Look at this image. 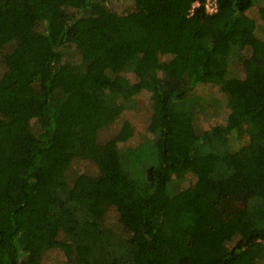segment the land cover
I'll return each mask as SVG.
<instances>
[{
	"label": "trees",
	"instance_id": "trees-1",
	"mask_svg": "<svg viewBox=\"0 0 264 264\" xmlns=\"http://www.w3.org/2000/svg\"><path fill=\"white\" fill-rule=\"evenodd\" d=\"M207 1L0 0V264H191L202 230L212 264H264V186L247 192L264 173V7L258 22L259 0ZM203 86L225 97L210 129ZM143 91L137 142L121 117ZM189 175L219 190L220 231L176 203Z\"/></svg>",
	"mask_w": 264,
	"mask_h": 264
},
{
	"label": "rangeland",
	"instance_id": "rangeland-1",
	"mask_svg": "<svg viewBox=\"0 0 264 264\" xmlns=\"http://www.w3.org/2000/svg\"><path fill=\"white\" fill-rule=\"evenodd\" d=\"M110 8L117 10L119 12H128L130 11L133 6L135 5V0H109L108 2ZM264 7V0H259L255 6L248 12V14L251 16V18L258 21V18L260 17V8ZM259 22V21H258ZM258 35H260L257 32ZM1 43L2 45L10 40L8 37L2 35L1 36ZM0 43V44H1ZM240 73H242L241 68L239 67ZM240 74V75H241ZM133 82L138 84V79H136L133 75L128 76ZM196 93L198 96H202L207 101H213L217 100L219 101V106H221V112L220 114L215 112V109L213 107H209V110L204 114L201 115L197 123L200 125L202 129H210L215 124L223 123L224 117L226 116L225 113V107H224V98L222 94H220L217 87L213 86H203L196 90ZM148 103V93L145 91L141 92L136 97V105L137 108L127 110L124 115L121 117V120L128 119L131 121V123L134 125L136 131L139 135L136 136L135 141H140L143 134L146 131L148 119L150 117V109L147 106ZM208 103V102H207ZM132 145H135L132 143ZM264 163L263 161L255 162L254 167H261V164ZM79 169L81 171H90L93 172L95 169L92 165L87 163H81L79 164ZM66 169V166H59L54 170L46 171L44 176L41 178L40 184L44 182V180L48 179L50 176H52L55 172H64ZM247 172V175L249 176L248 184H249V190L247 192L250 194L252 191H260L262 186H264V173L262 171L253 170ZM205 184V185H204ZM180 195L177 196L176 203L178 205H181L183 208L194 210L198 213V215L204 220L205 223H207L209 226L213 228V231L218 232L222 228L223 224L225 222H228L230 220V217L232 214H229L227 212L223 211L221 202V196L219 195L218 191L216 189L209 188L206 183L199 182L196 179L195 176H187L186 180L180 185ZM246 192V194H247ZM224 191L222 192L223 195ZM233 199V205H235L237 209L244 208L246 204V198H236ZM202 230L201 233H199L197 236L195 235L193 238V249L191 253V264H212L213 262H216L214 259L215 251L218 249V245H208V246H200V243H205L206 239H209L210 241H214L211 232H208ZM197 238V239H196ZM200 240L199 242H197ZM54 260H57L56 257H54ZM49 264H55L53 261H48Z\"/></svg>",
	"mask_w": 264,
	"mask_h": 264
},
{
	"label": "built area",
	"instance_id": "built-area-1",
	"mask_svg": "<svg viewBox=\"0 0 264 264\" xmlns=\"http://www.w3.org/2000/svg\"><path fill=\"white\" fill-rule=\"evenodd\" d=\"M206 9L210 14L216 13L218 10L217 0H208L206 3Z\"/></svg>",
	"mask_w": 264,
	"mask_h": 264
}]
</instances>
